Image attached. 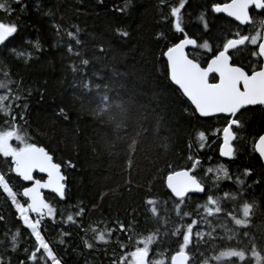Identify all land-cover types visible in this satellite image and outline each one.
I'll return each mask as SVG.
<instances>
[{"label":"trees","instance_id":"trees-1","mask_svg":"<svg viewBox=\"0 0 264 264\" xmlns=\"http://www.w3.org/2000/svg\"><path fill=\"white\" fill-rule=\"evenodd\" d=\"M222 1L8 0L10 12L0 10V22L17 27L0 44V81L6 83L0 95L10 106L7 114L0 111V131L14 128L60 165L65 196L44 193L56 213L41 218L40 232L61 264H129L150 238L148 264H170L190 232L189 264H256V256L264 257V169L253 148L264 133L263 110L248 107L235 116L234 156L223 160L219 147L229 117L198 116L170 82L164 57L187 36L197 41L188 56L204 66L210 51L199 45L207 42L216 51L238 33L213 11ZM174 7L183 32L175 30ZM221 165L228 178L217 180L208 170ZM13 169L12 158L0 155V176L16 201L0 187V260L51 264L16 209L26 205L22 191L30 182ZM180 169L204 191L186 195L178 216L181 201L168 192L165 176ZM209 196L219 201V211ZM191 219L198 223L189 230ZM177 228L183 229L179 235ZM227 251L242 252L245 260H216Z\"/></svg>","mask_w":264,"mask_h":264},{"label":"snow or ice","instance_id":"snow-or-ice-1","mask_svg":"<svg viewBox=\"0 0 264 264\" xmlns=\"http://www.w3.org/2000/svg\"><path fill=\"white\" fill-rule=\"evenodd\" d=\"M14 2L20 3V0H14ZM181 7H183V3ZM250 7H254L256 10H264V0H231L230 3L214 5L213 11L215 13H225L228 17L234 18L243 25L251 22L249 15ZM0 10L10 12L8 0L0 2ZM179 13L180 8H172L171 15L176 18L175 30L176 32H183ZM262 24H264V22H262ZM16 32L17 27L14 24L0 22V44H3ZM122 35L127 36L128 33L123 32ZM237 36L238 38L227 39L223 44L222 50L218 51V53L213 56L207 63V67H201L198 62L189 59L188 55H186L185 47L188 45L196 46L197 44L195 39L188 38L187 36L169 47L164 53L168 61L171 81L182 90L183 95L194 105L196 112L202 117H209L216 114H230L231 116H235L241 108L247 105H264V66H261L259 70H256L254 67L249 75L242 67L231 64V57L229 55L230 49H235L238 45H243L246 41H250L252 45H256L258 39L264 37H260L259 34L249 37L240 35L239 33H237ZM77 43H79V41H77ZM36 47L39 48L40 45L37 43ZM199 47L211 51L207 42L199 45ZM69 51H71V49H69ZM253 56L264 57V42L258 44V52H253ZM83 63L87 65L89 61L84 60ZM213 73L218 76V82L211 83L209 81L210 74ZM4 75L7 76V73ZM85 86L87 87L88 85ZM5 87L6 83L0 81V88ZM100 87V85H96L98 91ZM106 87L107 86H105V88ZM7 98V96L0 95V111H4L5 114L10 110V106L4 105V101ZM232 124H237V126H239L238 121L230 120L229 126L223 128L222 144L219 149L221 157L231 158L234 156L233 148L230 144V141L235 138L230 127ZM13 138L24 146L23 150L11 145L10 141ZM198 138L201 141V147H203V142L206 139L205 134L203 132L199 133ZM256 150L260 157L264 158V136L259 138ZM0 155L12 158L14 164L13 170L24 181H33L32 186L24 188L22 193L23 196L27 198V206L17 203L16 209L24 224L30 229L32 236L35 237L38 246L43 249L47 260H50L51 264H61V261L54 255L41 235V220L37 219L33 221L29 219L30 213H35L40 218L54 217L56 208L51 203L46 202L41 190H50L60 199H64L65 184L63 181L65 177L61 174L60 165L53 163V158L44 148L27 143L24 137L14 128L8 131H0ZM193 166L195 167V165ZM34 170L45 173L47 179L43 181L38 179L34 180ZM208 171L210 173L215 171L217 180L228 178V172L223 165L215 170L209 169ZM245 174L247 175L248 173L246 172ZM175 183L178 189L175 191V195L177 199L181 201L176 204L177 215L179 216L185 193L189 190L203 192L204 187L195 179L192 182L191 188L185 187L184 180L181 179H177ZM237 183L242 184L243 181L238 180ZM0 187H3L4 191L15 200L12 190L5 183L3 176H0ZM147 203L149 205H154L156 201L149 199ZM208 204L217 205V211H219V201L214 200L211 196L208 197ZM199 207H204L205 211L211 214L207 205H200ZM153 213L154 215L157 214L155 209H153ZM245 214L247 215V210H245ZM184 216L189 217L190 214L185 213ZM181 220H183V217H181ZM67 221H73V216L68 215ZM197 223L198 221L196 219H191V223L188 224L189 230L193 229ZM236 223L239 224L241 221L237 220ZM121 230L123 231V225H121ZM181 231H183L182 228H177L175 234L179 235ZM190 234L191 232L186 238L182 237L179 251L173 254L172 264H179V260L185 252L187 243H190ZM97 239L104 240L105 237L103 234H100L97 236ZM13 242V250H15V237H13ZM141 243L143 244V249L147 250L152 243V239H145L141 241ZM233 257L239 258L241 261L245 260V255L242 252L236 251L223 252L220 256L216 257V260L220 261L222 258ZM131 258L132 264H142V257H137L135 253L131 255ZM29 259L35 261V254L30 256ZM0 264H3L2 260H0ZM159 264H164V261H160ZM257 264H259V257H257Z\"/></svg>","mask_w":264,"mask_h":264},{"label":"flooded vegetation","instance_id":"flooded-vegetation-1","mask_svg":"<svg viewBox=\"0 0 264 264\" xmlns=\"http://www.w3.org/2000/svg\"><path fill=\"white\" fill-rule=\"evenodd\" d=\"M230 0H224V1H222V2H219V3H217V4H223V3H227V2H229ZM216 5V4H215ZM223 15V14H222ZM249 15H250V18H251V22L250 23H247V24H243V25H241L240 23H238V22H236V21H234V20H232V19H230L234 24H235V28L237 29L236 31H238V33L240 34V35H245V36H249V37H251V36H253V35H257V34H259L260 35V37H262V35H263V32H264V24H262V22H264V10H256L254 7H250L249 8ZM226 17V16H225ZM229 19V18H228ZM235 36V37H234ZM234 38H238V36H237V34H235V35H233V37L232 38H230V39H234ZM261 40H262V38L261 39H258V43L256 44V45H252L251 43H250V41H246L243 45H238L237 46V48H235V49H230L229 50V55H230V57H231V60H230V63L231 64H233V65H237V64H235V62H234V60H233V58L235 59H240L242 62H243V64L245 65V67H242L249 75L251 74V72L253 71V68L255 67V69L256 70H259V68L262 66V59L259 57V56H253V52H258V44L259 43H261ZM178 42V41H177ZM176 42V43H177ZM226 42V41H225ZM224 42V43H225ZM223 43V44H224ZM175 44V43H174ZM174 44H172V45H174ZM171 45V46H172ZM170 47V46H169ZM168 47V48H169ZM196 47V46H195ZM195 47L194 48H192V49H195ZM222 48H223V45H222V47H219L216 51H210L209 52V58L207 59V61H206V63L208 62V60L210 59V58H212L215 54H217L218 53V51H220V50H222ZM192 49H188L187 51H186V54L188 55V52L189 51H191ZM245 49H247L248 50V52H249V56H246L245 55ZM233 57V58H232ZM206 63H205V65H206ZM204 65V66H205ZM237 66H239V67H241L240 65H237ZM209 81L211 82V83H215V82H217L218 81V78H217V76L216 75H210V78H209ZM249 107H258V108H261L262 110H263V113H264V105H255V106H249ZM246 108H248V107H246ZM246 108H244V109H246ZM244 109H242V110H244ZM242 110H240L239 112H237V114L235 115V116H237V115H239L240 113H241V111ZM235 116H231V115H229L228 117H229V119L230 120H236V121H238L237 119H235ZM37 175V174H36ZM39 177H41V178H37V179H44V177L43 176H40V175H38ZM33 178L35 179L36 177H35V174L33 175ZM30 182V184H31V181H29ZM30 184H29V186H30ZM48 191H50V190H48ZM46 192V191H45ZM44 192V193H45ZM26 200V199H25Z\"/></svg>","mask_w":264,"mask_h":264},{"label":"water","instance_id":"water-1","mask_svg":"<svg viewBox=\"0 0 264 264\" xmlns=\"http://www.w3.org/2000/svg\"><path fill=\"white\" fill-rule=\"evenodd\" d=\"M14 1V0H13ZM21 1V0H20ZM231 2V0L229 1V2H227V3H230ZM223 4H225V3H223ZM223 4H220V5H223ZM221 14H223L224 16H226L227 18H229V19H232V20H234V21H236L234 18H232V17H228L225 13H221ZM236 22H238V21H236ZM239 23V22H238ZM262 37H264V32H263V35H262ZM191 39H193V38H191ZM182 40V39H181ZM180 41V40H179ZM178 41V42H179ZM177 42V43H178ZM261 42H264V38H262V40H261ZM173 46V45H172ZM171 47V46H170ZM195 46H192V45H188V46H186L185 47V52L188 50V49H192V48H194ZM168 49V48H167ZM167 49L164 51V53L167 51ZM187 55V54H186ZM164 57H165V59H166V62H167V70H168V78H169V80H170V82L181 92V94L183 95V93H182V90L181 89H179V87L177 86V85H175L174 84V82H172L171 81V79H170V70H169V68H168V61H167V58H166V56L164 55ZM189 57V56H188ZM213 58V57H212ZM212 58H210L209 60H208V62L212 59ZM261 59H262V66H264V57H260ZM189 59H192V58H190L189 57ZM193 60V59H192ZM193 61H195V60H193ZM195 62H197V61H195ZM207 62V63H208ZM207 63H206V65L205 66H201V67H207ZM234 66H237V65H234ZM210 75H216L215 73H213V74H210ZM217 76V75H216ZM217 78H218V76H217ZM218 82V81H217ZM184 96V95H183ZM184 98L190 103V105L193 107V109L195 110V107H194V105H192L191 104V102L184 96ZM249 106H255V105H247V106H245V107H243V108H241L240 110H242V109H244V108H246V107H249ZM239 110V111H240ZM238 111V112H239ZM195 112H196V110H195ZM197 113V112H196ZM197 115L198 116H200L198 113H197ZM216 115H226V114H216ZM230 114H228V115H226V116H229ZM213 116H215V115H213ZM200 117H202V116H200ZM209 117H211V116H209ZM233 125H236V124H232V125H230V127L231 126H233ZM226 126H229V123L226 125ZM231 130H232V128H231ZM233 132V131H232ZM234 133V132H233ZM261 136H264V133H262L256 140H255V142H254V145H253V148H254V151H255V153L258 155V157H259V159H260V161H261V163H262V166H263V169H264V158H261L260 157V155H259V153H258V151L256 150V145L258 144V142H259V138L261 137ZM235 137V136H234ZM234 140V139H233ZM233 140L232 141H230V144H231V146H232V142H233ZM221 144H222V142H221ZM37 146V145H36ZM221 146V145H220ZM38 147H40V146H38ZM43 148V147H42ZM233 148V147H232ZM219 149H220V147H219ZM20 150H23V148H21ZM46 150V149H45ZM47 152V151H46ZM48 153V152H47ZM49 154V153H48ZM50 155V154H49ZM51 156V155H50ZM221 157V156H220ZM223 160H227L228 159V157H221ZM53 163H55L54 161H53ZM57 164V163H56ZM186 170V171H185ZM60 171H61V168H60ZM34 174H37V175H40V176H43L44 177V179H38V180H41V181H43V180H46L47 179V175L45 174V173H40L38 170H34L33 171V175ZM61 174L64 176V174L62 173V171H61ZM17 176L22 180V181H24L18 174H17ZM65 177V176H64ZM170 177H171V180H170ZM177 179H181V180H184V186L185 187H187V188H191V185H192V182H193V180L195 179L196 181H198L197 179H196V177L193 175V174H191V172L188 170V169H180V170H177V171H174V172H171V173H168L166 176H165V186H166V188H167V190H168V192L174 197V198H177L176 197V195H175V191L176 190H178L177 189V187H176V183H175V181L177 180ZM34 180H37V178H35ZM199 182V181H198ZM32 184H33V181H31V184H30V186H28V187H31L32 186ZM199 184L200 185H202L200 182H199ZM203 186V185H202ZM45 191H48V190H45V189H42L41 190V192H42V195L44 196V192ZM22 193H23V191H22ZM192 193H195V194H202L203 192H200V191H196V190H189V191H187L186 193H185V196L186 195H188V194H192ZM22 196H23V194H22ZM184 196V197H185ZM24 197V196H23ZM25 199H26V202L28 203V201H27V198L26 197H24ZM27 206V205H26ZM179 251V250H178ZM178 251H176V252H178ZM176 252H174L173 254H175ZM173 254H172V256H171V258H170V264H172V257H173ZM137 257H142V263L143 264H145V263H147L148 262V253L146 252V254H145V251L144 250H140L139 251V253H138V256ZM185 257H186V259H185ZM179 264H189V254L185 251L183 254H182V256H181V258H180V260H179Z\"/></svg>","mask_w":264,"mask_h":264},{"label":"rangeland","instance_id":"rangeland-1","mask_svg":"<svg viewBox=\"0 0 264 264\" xmlns=\"http://www.w3.org/2000/svg\"><path fill=\"white\" fill-rule=\"evenodd\" d=\"M10 143H11V145H12L13 147H15V146L13 145L12 141H10ZM21 148H23V147H19V149H21ZM10 197H11V199L13 200V197H12V196H10ZM14 201H15V200H14ZM15 202H16V201H15ZM26 205H27V202H26ZM26 205H25V206H26ZM36 215H37V214H36ZM29 219H31V220H33V221H35V220H37V219H40V220H41V218H39V217H37V216H34V218H32V217L30 216V214H29ZM140 250H144L143 247L140 248V249H138V250H136V251H134L133 253H135V254L138 256V253H139ZM144 251L147 252V250H144ZM227 252H228V251H227ZM133 253H132V254H133ZM257 257H259V264H264V257H260V256H256V264H257ZM162 261H163V260H162ZM129 264H132V258H131ZM142 264H143V263H142ZM145 264H148V262L145 263ZM155 264H159V262H157V263H155Z\"/></svg>","mask_w":264,"mask_h":264}]
</instances>
